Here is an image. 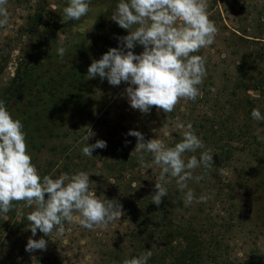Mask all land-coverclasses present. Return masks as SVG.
<instances>
[{
  "label": "rangeland",
  "instance_id": "374dc122",
  "mask_svg": "<svg viewBox=\"0 0 264 264\" xmlns=\"http://www.w3.org/2000/svg\"><path fill=\"white\" fill-rule=\"evenodd\" d=\"M88 2L86 16L65 21L69 0H8L9 23L0 28V100L22 122L32 163L53 178L84 171L99 199L122 205L127 193L135 204L150 207L161 170L151 153L134 152L136 137L127 133L139 131L145 140L158 138L174 147L182 139L178 125L191 123L205 147L185 153V159L210 151L213 165L207 172L195 169L193 176L204 178L189 180L188 188L197 199L211 198L185 206L175 178L166 176L169 211L151 206V233L137 238L123 206L121 217L105 228L92 231L65 221L62 235L54 229L49 236L39 230L32 236L27 214L33 208L13 202L12 210L0 213V264H122L160 249L163 225L188 218L198 221L201 237L217 241L201 264H240L248 258L264 264V120L251 117L253 108L264 115V0H207L218 33L212 45L194 53L206 57L200 96L181 99L171 113L153 106L147 114L130 106L125 82L112 86L106 78H88L93 60L120 47L118 38L128 35L110 19L119 0ZM61 46L67 49L63 60L57 55ZM142 51L139 44L133 49ZM88 127L94 133L89 144L107 143L92 157L82 154ZM19 215L25 217L21 224ZM30 237L45 239L46 250L27 252Z\"/></svg>",
  "mask_w": 264,
  "mask_h": 264
},
{
  "label": "clouds",
  "instance_id": "9594fccd",
  "mask_svg": "<svg viewBox=\"0 0 264 264\" xmlns=\"http://www.w3.org/2000/svg\"><path fill=\"white\" fill-rule=\"evenodd\" d=\"M8 0H0V28L9 23ZM207 0H119L111 20L126 29L128 35L119 37L120 47L109 48L98 60H93L87 69L89 79L99 76L112 86L125 82L130 106L142 114L150 112L153 106L164 113L174 111L181 99L195 101L200 96L199 86L207 76L206 57L195 55L202 48L215 42L218 28L209 19ZM88 0H69L63 9L64 19L80 20L89 12ZM133 26H136L133 30ZM143 46L140 54L134 47ZM67 49L57 48V55L63 60ZM215 93V89H210ZM251 117L264 120L260 110L253 108ZM182 139L174 147H167L158 138L145 140L144 135L130 130L127 135L136 137L134 152L151 153L152 163L160 168L159 179L155 181L152 203L159 206L168 191L164 186L166 176L175 178L178 189L184 193L185 206L193 202L206 203L207 194L198 199L188 181L199 182L203 175L193 176L201 166L206 172L213 165L212 153L202 151L199 159L192 155L185 159V153L204 149L203 141L192 130L178 125ZM259 135V133H256ZM94 133L88 127L83 136L87 143L82 154L92 157L95 149H104L107 143L96 140L89 144ZM141 167H146L143 156L139 157ZM114 184V183H113ZM89 174L78 171L62 174L58 178L40 176L28 153L26 134L19 119H14L4 101L0 100V213L7 214L13 202H24L32 207L27 214L32 236L37 230L49 236L54 229L58 235L65 232L64 222L78 223L88 230L105 228L121 217L122 205L115 200H101L90 191ZM185 189L187 191L185 192ZM47 194V198H46ZM47 241L28 239L25 250H46ZM152 252L146 250L138 257L126 258L122 264H147Z\"/></svg>",
  "mask_w": 264,
  "mask_h": 264
},
{
  "label": "trees",
  "instance_id": "16d2710c",
  "mask_svg": "<svg viewBox=\"0 0 264 264\" xmlns=\"http://www.w3.org/2000/svg\"><path fill=\"white\" fill-rule=\"evenodd\" d=\"M18 71V70H17ZM20 86V84H19ZM45 174L41 171L40 176L43 177ZM132 180L129 179L128 186H132ZM189 183V182H188ZM126 192V190H124ZM129 194L121 195L120 203L125 210V213L129 216L132 223L134 224L133 236L139 237L142 234H149L150 227L148 224V220L152 216L155 204L152 203V199H148L147 202L150 207L144 206L141 207V204H135V201L130 200ZM166 197L163 198V203H161L158 208L167 209V213L169 211V206L165 203ZM166 213V214H167ZM18 223L21 224L25 217L23 215H19ZM166 218V217H165ZM198 221L193 219H186L184 221H177V224L168 226L163 225V229L161 231L165 232L164 241L161 244V248L157 250H150L152 252V256L149 259V264H201V261L207 256L209 251L213 246H216V240H209L205 237H201V231L198 229L197 225ZM208 243V246H206ZM140 255V254H139ZM138 255V256H139ZM211 256V255H210ZM214 257V256H213ZM249 259V258H248ZM245 259L240 264H255L251 259Z\"/></svg>",
  "mask_w": 264,
  "mask_h": 264
}]
</instances>
